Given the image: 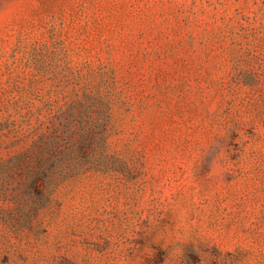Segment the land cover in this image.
<instances>
[{
    "label": "rangeland",
    "instance_id": "obj_1",
    "mask_svg": "<svg viewBox=\"0 0 264 264\" xmlns=\"http://www.w3.org/2000/svg\"><path fill=\"white\" fill-rule=\"evenodd\" d=\"M0 264H264V0H0Z\"/></svg>",
    "mask_w": 264,
    "mask_h": 264
}]
</instances>
